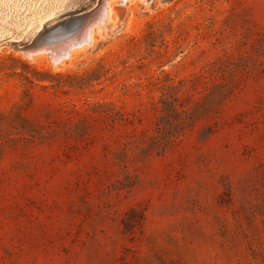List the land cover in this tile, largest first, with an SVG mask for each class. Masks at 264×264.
<instances>
[{
    "label": "rangeland",
    "instance_id": "obj_1",
    "mask_svg": "<svg viewBox=\"0 0 264 264\" xmlns=\"http://www.w3.org/2000/svg\"><path fill=\"white\" fill-rule=\"evenodd\" d=\"M111 11L0 46V264H264V0Z\"/></svg>",
    "mask_w": 264,
    "mask_h": 264
},
{
    "label": "bare ground",
    "instance_id": "obj_2",
    "mask_svg": "<svg viewBox=\"0 0 264 264\" xmlns=\"http://www.w3.org/2000/svg\"><path fill=\"white\" fill-rule=\"evenodd\" d=\"M113 1L0 0V46L10 43L8 39H18L14 46L24 55L47 53L52 62H63L72 50L91 41L94 29H103L110 23ZM95 2L97 8L93 13L60 22L62 15ZM54 24L58 27L48 32Z\"/></svg>",
    "mask_w": 264,
    "mask_h": 264
}]
</instances>
